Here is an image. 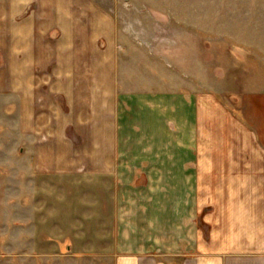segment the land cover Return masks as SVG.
I'll list each match as a JSON object with an SVG mask.
<instances>
[{
  "label": "crops",
  "instance_id": "1",
  "mask_svg": "<svg viewBox=\"0 0 264 264\" xmlns=\"http://www.w3.org/2000/svg\"><path fill=\"white\" fill-rule=\"evenodd\" d=\"M113 24L94 0H0L17 182L65 199L32 204V235L84 264H264L263 120L257 139L222 107L120 93Z\"/></svg>",
  "mask_w": 264,
  "mask_h": 264
},
{
  "label": "rangeland",
  "instance_id": "2",
  "mask_svg": "<svg viewBox=\"0 0 264 264\" xmlns=\"http://www.w3.org/2000/svg\"><path fill=\"white\" fill-rule=\"evenodd\" d=\"M94 1L113 18V74L120 93L179 94L195 105L213 104L247 128L249 137L259 139L256 126L264 123V0ZM15 123L12 107L0 102V264H84L63 255L69 244L65 240L30 231L33 203L48 196L57 204L65 199L58 182L49 195L47 189L18 185L28 163L19 158L24 147ZM208 136L213 135L206 131Z\"/></svg>",
  "mask_w": 264,
  "mask_h": 264
}]
</instances>
